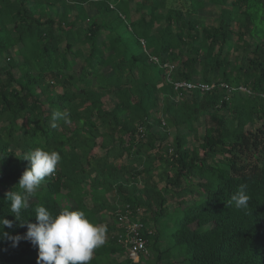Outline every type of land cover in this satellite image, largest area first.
I'll list each match as a JSON object with an SVG mask.
<instances>
[{"label": "trees", "instance_id": "trees-1", "mask_svg": "<svg viewBox=\"0 0 264 264\" xmlns=\"http://www.w3.org/2000/svg\"><path fill=\"white\" fill-rule=\"evenodd\" d=\"M209 1L213 23L206 0H0V218L14 221L0 264H37L5 235L27 231L5 193L22 192L36 148L61 159L21 217L104 225L89 264H264V0ZM126 207L147 227L145 263L119 242Z\"/></svg>", "mask_w": 264, "mask_h": 264}, {"label": "clouds", "instance_id": "clouds-1", "mask_svg": "<svg viewBox=\"0 0 264 264\" xmlns=\"http://www.w3.org/2000/svg\"><path fill=\"white\" fill-rule=\"evenodd\" d=\"M51 119L53 122L63 119L65 124L71 123L67 113L58 111L52 113ZM53 126H56L55 123ZM23 159L28 161V167L18 183L22 192L9 191L5 193V197L10 205V212L20 222L19 226H26L27 231L23 236L5 235L12 241L13 246H18L23 239L37 247V264H89L94 249L105 243L106 227L90 222L83 211L64 209L53 216L44 206L35 209V223L23 220L22 210L29 209L30 199L45 178L55 172L61 157L56 151L36 148L27 152ZM248 200L244 186H241L228 204L234 203L237 209L247 208ZM13 224L12 220L0 218V231L5 227L12 228Z\"/></svg>", "mask_w": 264, "mask_h": 264}, {"label": "built area", "instance_id": "built-area-1", "mask_svg": "<svg viewBox=\"0 0 264 264\" xmlns=\"http://www.w3.org/2000/svg\"><path fill=\"white\" fill-rule=\"evenodd\" d=\"M199 86L202 90H208L213 85H207L203 83H176V88L186 87L192 88ZM243 91H248L246 88L241 87ZM250 92V91H248ZM143 209H139L137 214H142ZM119 227L123 231L119 238V242L123 244L126 249V255L132 258L134 261H141L143 257L150 255L148 247V239L145 237L147 227L144 222L134 218V212L131 207H126L125 210H121L118 215ZM151 231H149L150 233Z\"/></svg>", "mask_w": 264, "mask_h": 264}, {"label": "rangeland", "instance_id": "rangeland-1", "mask_svg": "<svg viewBox=\"0 0 264 264\" xmlns=\"http://www.w3.org/2000/svg\"><path fill=\"white\" fill-rule=\"evenodd\" d=\"M232 3V0H228V5H230ZM219 9L220 6L217 5L215 6L214 4H211V2L209 0H206V8L204 9V20L206 23H213L214 20L216 19V16L219 15ZM169 246L167 244H163L161 249L162 251L166 250ZM150 250V249H149ZM151 256V251H150V255L143 257L141 261H143L144 263L150 258ZM177 257V255H176Z\"/></svg>", "mask_w": 264, "mask_h": 264}]
</instances>
